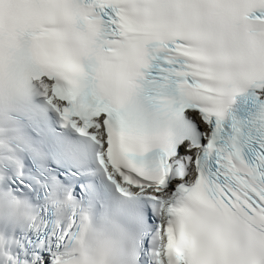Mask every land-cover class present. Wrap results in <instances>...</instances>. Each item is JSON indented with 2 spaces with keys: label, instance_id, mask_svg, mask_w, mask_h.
I'll return each instance as SVG.
<instances>
[{
  "label": "snow or ice",
  "instance_id": "6c2138e0",
  "mask_svg": "<svg viewBox=\"0 0 264 264\" xmlns=\"http://www.w3.org/2000/svg\"><path fill=\"white\" fill-rule=\"evenodd\" d=\"M0 264H264V0H0Z\"/></svg>",
  "mask_w": 264,
  "mask_h": 264
}]
</instances>
